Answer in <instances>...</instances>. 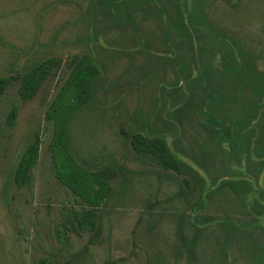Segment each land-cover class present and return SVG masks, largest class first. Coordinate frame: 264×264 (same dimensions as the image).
<instances>
[{
    "label": "rangeland",
    "instance_id": "374dc122",
    "mask_svg": "<svg viewBox=\"0 0 264 264\" xmlns=\"http://www.w3.org/2000/svg\"><path fill=\"white\" fill-rule=\"evenodd\" d=\"M189 1L204 14L193 45L167 37L159 12L142 21L133 5L135 26L102 12L101 0H0V264H264V149L232 152L196 112L204 85L222 96L211 108L218 117L251 101L249 90L234 91L224 76H198L201 63L216 72L229 49L212 30L241 44L264 73V0ZM161 2L172 18L170 0L147 9ZM88 54L100 79L71 134L85 162L114 168L96 172L110 189L97 206L60 179L53 145V104L76 58ZM48 60L52 71L23 99L25 74ZM135 121L167 137L199 172L203 192L192 175L166 171L131 146ZM258 134L264 138V126ZM37 137L38 162L18 187L15 170ZM87 213L93 227L81 225Z\"/></svg>",
    "mask_w": 264,
    "mask_h": 264
},
{
    "label": "trees",
    "instance_id": "16d2710c",
    "mask_svg": "<svg viewBox=\"0 0 264 264\" xmlns=\"http://www.w3.org/2000/svg\"><path fill=\"white\" fill-rule=\"evenodd\" d=\"M152 1L139 0L138 3V0H101L100 5L103 8L102 12L109 13L110 17L119 18V23H130L134 26V22L128 15L132 5L139 8L142 21L148 19L153 13L159 12L160 19L165 22L163 31L167 37H172L175 34L179 38H185L190 45H193L196 42L201 22L204 21V14L199 6L191 5L189 0H170L174 7V13L172 18H169L165 14L162 2V4L158 3L156 9L148 10L147 7ZM210 32L218 39L222 38V41L226 45L228 44L229 49L220 56V68L216 72H213L209 65L201 63L198 78L224 76L230 84L235 86L234 91L237 89L249 90V100L251 101L238 102L235 113L231 117H218L211 112V108L222 96L218 91L204 85L202 87L204 96L199 95L200 99L196 100V112L203 119L206 127L210 128L221 142L228 144L232 152L239 148H245L250 153L258 154L264 149V138L258 134L264 126V73L258 70L252 60L251 53L246 51L241 44L231 43L232 41L216 30ZM76 59L78 62L71 71L59 102L53 104L57 108L55 113L58 114V117L55 118L56 135L53 145L60 179L69 187L75 190L77 188L78 192L87 200L90 197L92 203L97 206L107 197L110 189L101 182V173L98 175L96 172H100L104 168L109 170L114 168L112 164L104 167L103 161L91 165L85 162L74 150L71 127L75 116L94 103L96 83L100 79L101 73L92 55L88 54ZM53 65V62L48 60L37 64L34 69L25 74L21 86L23 99H29L37 92L52 71ZM5 86L6 81L0 80V91ZM11 119L14 122L15 113L12 114ZM135 124L137 131L128 139L131 146L137 152L146 151L152 154L156 159H159L166 171L173 170L177 173L185 172L192 175L196 188L203 192L204 181L199 172L171 150L167 137L162 133H154L148 122L143 123L142 128H139L137 121ZM39 156L40 138L37 137L27 146L15 170L14 181L18 187H24L31 180V173ZM262 192L264 193V190ZM253 200L254 205L259 204L258 200L255 198ZM200 205L197 203L194 206L200 207ZM94 220V215L87 213L85 217H81V225L93 227Z\"/></svg>",
    "mask_w": 264,
    "mask_h": 264
}]
</instances>
